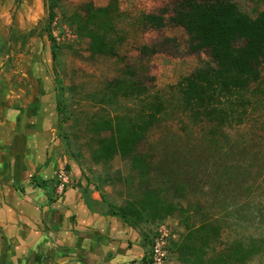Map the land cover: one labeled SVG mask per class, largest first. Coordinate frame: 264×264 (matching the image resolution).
I'll return each mask as SVG.
<instances>
[{"label": "rangeland", "instance_id": "rangeland-1", "mask_svg": "<svg viewBox=\"0 0 264 264\" xmlns=\"http://www.w3.org/2000/svg\"><path fill=\"white\" fill-rule=\"evenodd\" d=\"M180 1L114 0L107 40L118 56L110 57L89 51L84 28L91 26L81 8H103L110 0H64L49 28L58 45L53 61L43 0H0V53L21 82L26 71L29 79L35 76L75 160L92 161L99 141L110 135L100 126L116 116L149 126L138 147L151 163L147 185L118 155L100 163L117 209L141 203L148 189L158 192L162 207L135 229L148 243L147 255L162 225L171 227L175 243L186 226L208 224L218 235L211 227L195 234L199 261L192 264H264V66L259 82L243 93L246 101L225 122L187 109L178 84L211 61L206 52L190 50L189 36L171 20ZM234 2L251 18L264 12V0ZM161 10L167 12L160 25L146 22L145 16ZM143 47L157 51L142 55ZM170 259L183 264L174 252Z\"/></svg>", "mask_w": 264, "mask_h": 264}, {"label": "crops", "instance_id": "crops-1", "mask_svg": "<svg viewBox=\"0 0 264 264\" xmlns=\"http://www.w3.org/2000/svg\"><path fill=\"white\" fill-rule=\"evenodd\" d=\"M15 73L0 53V264H143L148 243L119 216L103 165L69 155L35 76Z\"/></svg>", "mask_w": 264, "mask_h": 264}, {"label": "trees", "instance_id": "trees-1", "mask_svg": "<svg viewBox=\"0 0 264 264\" xmlns=\"http://www.w3.org/2000/svg\"><path fill=\"white\" fill-rule=\"evenodd\" d=\"M63 1L43 0L45 18L42 24L53 61L57 58L58 45L49 28ZM114 3V0H110L103 8H94L91 3L81 7L86 13V23L91 26L84 28V33L89 39V51L93 55L118 56L107 40L114 28L111 16ZM166 12L161 10L160 15L145 16L146 22L158 26ZM173 12L171 20L189 36L190 50L194 53L206 52L211 61L181 79L178 86L183 103L189 110L204 111V116L209 120L225 122L235 107L246 101L243 93H247L260 80L261 68L264 66V12L251 18L239 10L234 0H181L174 6ZM156 51L153 47H143L140 53L150 55ZM116 85L112 83L110 87ZM233 99L238 100L237 104ZM220 106H227L228 109L222 110ZM100 127L109 131L110 135L99 141L97 150L92 154V161L109 162L118 155L130 162V168L138 174L141 183L147 185L151 163L146 154L138 152V147L144 141L149 126L131 125L116 116ZM160 203L163 204L158 192L148 189L141 203H128L118 208V214L135 230L139 223L149 219L151 211L162 207ZM207 227H211L212 233L218 235V229L213 225L186 226L183 238L171 242L170 252L177 254L183 264L199 261V250L194 245V238L197 232ZM142 263L147 264V259H143Z\"/></svg>", "mask_w": 264, "mask_h": 264}, {"label": "built area", "instance_id": "built-area-1", "mask_svg": "<svg viewBox=\"0 0 264 264\" xmlns=\"http://www.w3.org/2000/svg\"><path fill=\"white\" fill-rule=\"evenodd\" d=\"M55 187L64 191L70 186V178L65 171V168L57 172L55 178ZM175 239V234L171 227L162 225L150 238V249L147 255V264H173L170 257L171 240Z\"/></svg>", "mask_w": 264, "mask_h": 264}]
</instances>
